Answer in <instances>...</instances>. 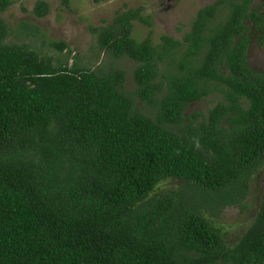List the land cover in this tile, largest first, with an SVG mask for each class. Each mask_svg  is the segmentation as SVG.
Returning a JSON list of instances; mask_svg holds the SVG:
<instances>
[{"label":"trees","instance_id":"1","mask_svg":"<svg viewBox=\"0 0 264 264\" xmlns=\"http://www.w3.org/2000/svg\"><path fill=\"white\" fill-rule=\"evenodd\" d=\"M261 6L214 1L159 41L133 34L152 24L142 6L118 11L91 27L108 71L27 20L40 44L7 40L0 15V264H264V71L247 60ZM229 206L250 216L233 241Z\"/></svg>","mask_w":264,"mask_h":264},{"label":"rangeland","instance_id":"2","mask_svg":"<svg viewBox=\"0 0 264 264\" xmlns=\"http://www.w3.org/2000/svg\"><path fill=\"white\" fill-rule=\"evenodd\" d=\"M37 0H13V3L0 15L5 18L9 25L7 40L15 42H32L40 44V40H31L26 37L27 28L17 25L22 20L38 25L43 40L46 44L50 40L66 41L72 52L68 56L70 64L78 61L81 65H103V70L108 71L111 67L110 59L105 51H100L96 42L97 35L91 27L110 24L118 11L142 6L145 16H150L152 24H144L139 20L134 21L133 34L141 40L146 36H152L154 41H159L162 34L182 38L190 30L191 23L197 11L217 0H70V5L64 6L60 0H47L50 11L43 17H38L33 12ZM264 11L263 0H254V4H261ZM226 15V10L220 12ZM24 37V38H23ZM26 37V38H25ZM52 52L54 51L51 50ZM78 55L79 57L75 58ZM248 64L251 68L264 71V46H260L255 35L252 37L248 48ZM118 63L129 70L127 85H131L130 70L132 62L129 59H119ZM117 68V67H115ZM133 85V82H132ZM221 98L220 93L207 96L200 102L191 104L192 109L207 111ZM262 182L260 181L259 186ZM261 188V187H260ZM239 208L229 206L225 209L222 220L227 226L231 241L236 240V232L239 228L248 224L250 220L239 215Z\"/></svg>","mask_w":264,"mask_h":264}]
</instances>
